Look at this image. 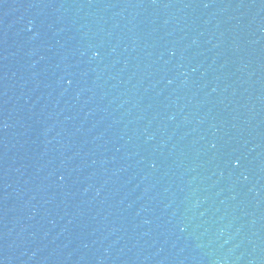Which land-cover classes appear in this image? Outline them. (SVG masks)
Returning <instances> with one entry per match:
<instances>
[{
    "label": "water",
    "instance_id": "water-1",
    "mask_svg": "<svg viewBox=\"0 0 264 264\" xmlns=\"http://www.w3.org/2000/svg\"><path fill=\"white\" fill-rule=\"evenodd\" d=\"M0 264H264V0H0Z\"/></svg>",
    "mask_w": 264,
    "mask_h": 264
}]
</instances>
